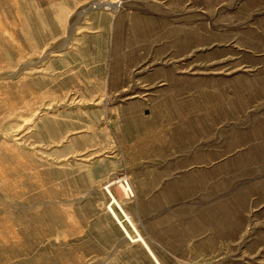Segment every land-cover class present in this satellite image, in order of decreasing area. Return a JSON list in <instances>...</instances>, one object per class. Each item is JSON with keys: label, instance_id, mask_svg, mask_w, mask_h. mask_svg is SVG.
<instances>
[{"label": "rangeland", "instance_id": "1", "mask_svg": "<svg viewBox=\"0 0 264 264\" xmlns=\"http://www.w3.org/2000/svg\"><path fill=\"white\" fill-rule=\"evenodd\" d=\"M136 233L264 264V0H0V264H155Z\"/></svg>", "mask_w": 264, "mask_h": 264}, {"label": "bare ground", "instance_id": "2", "mask_svg": "<svg viewBox=\"0 0 264 264\" xmlns=\"http://www.w3.org/2000/svg\"><path fill=\"white\" fill-rule=\"evenodd\" d=\"M106 6H109V5H106ZM108 8V7H107ZM121 188H122V191H123V194H124V191H125V189H124V187H122L121 186ZM108 192V191H107ZM112 200L114 201V199L112 198ZM109 212L111 213V215L113 216V218L118 222V220H117V218H116V216H115V214L113 213V211L111 210V209H109ZM126 219H127V222L129 223V225H131V223L129 222V220H128V218L127 217H125ZM121 228L123 229V227L121 226ZM124 230V229H123ZM124 232H125V234L128 236V233L124 230ZM137 240L138 241H140L142 244H143V246L146 248V245H145V243H144V241L142 240V238L139 236V235H137ZM152 256V255H151ZM153 257V256H152Z\"/></svg>", "mask_w": 264, "mask_h": 264}, {"label": "crops", "instance_id": "3", "mask_svg": "<svg viewBox=\"0 0 264 264\" xmlns=\"http://www.w3.org/2000/svg\"><path fill=\"white\" fill-rule=\"evenodd\" d=\"M123 221H124V220H123ZM123 221L121 220V222H119V223L116 221V222H117V225H118L120 228H121V226H122V225H120V224L123 223ZM129 226H130V225H129ZM122 227H123V226H122ZM130 227H131V226H130ZM131 228H132V227H131ZM123 229H124V227H123ZM123 229L121 228V230H122L123 233L125 234V232H124L125 229H124V230H123ZM132 229H133V228H132ZM125 231H126V230H125ZM125 236L130 240V236H129V235L127 236V235L125 234ZM136 236H137V233H136ZM142 245H143V244H142ZM145 245H146V244H145ZM145 249L147 250V252H148V254L150 255V257H151V259L153 260V262H154L155 264H158V261H156V259L154 258V255L152 254V252L150 251V249L148 248L147 245H146V248H145ZM151 255H152L153 257H152Z\"/></svg>", "mask_w": 264, "mask_h": 264}, {"label": "built area", "instance_id": "4", "mask_svg": "<svg viewBox=\"0 0 264 264\" xmlns=\"http://www.w3.org/2000/svg\"><path fill=\"white\" fill-rule=\"evenodd\" d=\"M117 184H119L120 186H122V187H124V189H125V195H127V196H131V191H130V188H129V186H128V184H127V181L125 180V179H118V181H117Z\"/></svg>", "mask_w": 264, "mask_h": 264}]
</instances>
